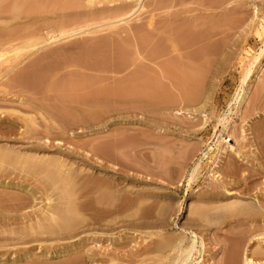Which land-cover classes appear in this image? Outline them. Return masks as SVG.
I'll return each mask as SVG.
<instances>
[{
	"label": "rangeland",
	"instance_id": "obj_1",
	"mask_svg": "<svg viewBox=\"0 0 264 264\" xmlns=\"http://www.w3.org/2000/svg\"><path fill=\"white\" fill-rule=\"evenodd\" d=\"M0 57V264H158L196 218L190 264H244L253 236L264 258V0H0ZM37 158L120 185L125 211L89 194L82 225L28 233L58 202Z\"/></svg>",
	"mask_w": 264,
	"mask_h": 264
},
{
	"label": "bare ground",
	"instance_id": "obj_2",
	"mask_svg": "<svg viewBox=\"0 0 264 264\" xmlns=\"http://www.w3.org/2000/svg\"><path fill=\"white\" fill-rule=\"evenodd\" d=\"M125 19H122L118 22H123ZM259 24L256 23L254 27ZM51 30L48 29L47 33L49 34ZM54 31V30H53ZM45 33V36L42 38L41 42L36 46V53H40L49 48L55 47L59 43L63 42L65 39L71 38L78 33L74 29H61L56 35L52 37H48ZM199 34V33H198ZM214 34V33H213ZM211 34L202 35L200 40H207V38ZM209 35V36H208ZM211 37V36H210ZM209 37V38H210ZM246 54L249 60H257L260 62V59H256L255 51L252 47L247 48ZM2 57H0L1 64ZM252 62V64H253ZM251 64V65H252ZM261 64H257L256 69L251 68L246 78L251 77L250 82L248 83L247 89L243 90V94L241 95V104L239 107L238 115L243 109V105L245 104L247 97L250 94V91L253 87L254 76L258 73ZM167 98V93L163 95L162 99L165 100ZM185 112H188V109L181 108L176 112L177 115H182ZM230 139L226 141L228 145L222 150V155L225 156L229 151H234V146L230 144L232 141V132L229 131ZM226 140V138H225ZM224 140V141H225ZM50 142L49 140L47 141ZM222 143L223 141H219ZM109 146H100L101 150H106ZM239 155V154H238ZM99 162H103L98 159ZM25 165L37 172L38 174L45 175V180L47 182V190L51 191L53 194L57 195L58 202H54L52 195H48L45 198L48 203V209L43 210V217H41L40 221L34 223L28 227V233H37L38 235H55L60 234L62 232L71 231L78 226L82 225L84 222L83 217L87 211L84 200L88 197L89 194H97L99 195L96 203L98 204V209L103 210L106 213H123L125 211V199L123 197L124 194H127V191L120 187V185L116 184V186L112 182L101 180H94L88 176H82L77 172H73L72 169L68 168L69 165L64 160H56V161H43L39 158L30 162L28 159L25 160ZM214 178L220 180V174L218 172H214ZM195 177L193 176V179ZM47 191V192H48ZM114 193H118L116 196ZM118 199V202H115V198ZM212 200L218 198V194L212 193L210 195ZM125 221H122L121 224H124ZM99 225L101 223H98ZM205 224L201 223V219H191L186 224V232L191 235V240L188 238V234H180L175 236L172 239L171 247L168 249L164 245L160 246L158 251L161 253L158 264H190L191 259L193 258V253L196 249L197 240L199 238V234L194 230L196 228L204 227ZM203 239V236H201ZM254 236L250 240V246L247 248L244 258L242 257V261L244 264H261L264 258L261 256L257 257L254 255ZM237 247H241V242L238 243ZM171 251L173 254L167 255L168 252ZM71 264H81V259H70ZM69 261V262H70ZM157 264V263H155ZM230 264H234V256L230 259Z\"/></svg>",
	"mask_w": 264,
	"mask_h": 264
},
{
	"label": "built area",
	"instance_id": "obj_3",
	"mask_svg": "<svg viewBox=\"0 0 264 264\" xmlns=\"http://www.w3.org/2000/svg\"><path fill=\"white\" fill-rule=\"evenodd\" d=\"M54 34H55V31H53V30L49 32L50 37L54 36Z\"/></svg>",
	"mask_w": 264,
	"mask_h": 264
}]
</instances>
